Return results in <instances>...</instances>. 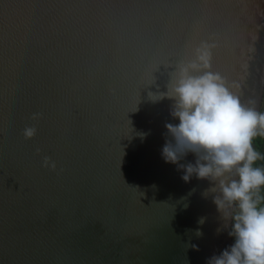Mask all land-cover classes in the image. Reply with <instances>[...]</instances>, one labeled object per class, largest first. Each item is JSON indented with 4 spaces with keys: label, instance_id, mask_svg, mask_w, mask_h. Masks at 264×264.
<instances>
[{
    "label": "water",
    "instance_id": "obj_1",
    "mask_svg": "<svg viewBox=\"0 0 264 264\" xmlns=\"http://www.w3.org/2000/svg\"><path fill=\"white\" fill-rule=\"evenodd\" d=\"M202 44L192 74L258 111L264 0H0V264H207L230 245L209 182L163 159L179 121L153 102Z\"/></svg>",
    "mask_w": 264,
    "mask_h": 264
},
{
    "label": "clouds",
    "instance_id": "obj_2",
    "mask_svg": "<svg viewBox=\"0 0 264 264\" xmlns=\"http://www.w3.org/2000/svg\"><path fill=\"white\" fill-rule=\"evenodd\" d=\"M210 58V46L202 44L194 61L178 67L169 90L154 98L171 99L170 115L179 121L165 125L171 139L161 155L166 163L177 165L185 182L192 177L207 180L210 187L202 196L213 194L217 211L231 222L228 235L234 242L207 264H264V155L254 146L257 137H264V112L242 104L218 73L192 74L201 66L208 68ZM41 116L34 113L31 119ZM36 131L27 126L23 135L31 139ZM189 154L194 162L180 163ZM42 164L55 170L50 157L44 156ZM203 222L202 217L198 223ZM196 235L202 232L196 230Z\"/></svg>",
    "mask_w": 264,
    "mask_h": 264
},
{
    "label": "trees",
    "instance_id": "obj_3",
    "mask_svg": "<svg viewBox=\"0 0 264 264\" xmlns=\"http://www.w3.org/2000/svg\"><path fill=\"white\" fill-rule=\"evenodd\" d=\"M258 111L264 112V90ZM254 146L257 148L258 151H262V155H264V137H257L256 140L254 141ZM260 195L261 197H264V190L261 191ZM230 241H231L230 243L231 245L234 242L233 238L230 237Z\"/></svg>",
    "mask_w": 264,
    "mask_h": 264
}]
</instances>
